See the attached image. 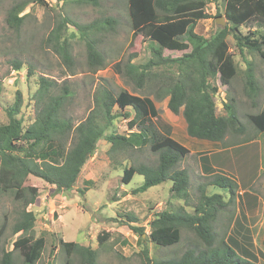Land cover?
<instances>
[{"label":"trees","instance_id":"16d2710c","mask_svg":"<svg viewBox=\"0 0 264 264\" xmlns=\"http://www.w3.org/2000/svg\"><path fill=\"white\" fill-rule=\"evenodd\" d=\"M29 1L43 7L47 5L44 0ZM68 1L97 7L101 0ZM209 1L127 0L132 35H141L149 40L151 58L144 64L128 63L122 74L137 89L147 86L155 100L167 99V109L173 115L181 113L189 137L223 143L228 135L243 136L233 143L222 145L223 148L249 145L254 139L246 137V129L231 104H223L224 114L216 113L214 96L218 88L215 82L227 87L238 72L229 52V36L240 53L247 50L256 53L264 61V0H222L223 12L216 15L222 14L228 27L219 28L211 36L204 38L195 32V27L198 21L208 17L205 6ZM28 4V1L15 4L8 10L5 19L8 28L19 29L26 17L21 14ZM252 20L258 22L262 29L243 33L241 26ZM70 23L84 40L88 68L92 72L102 69L105 64L103 54L90 34L102 29L103 25H112L114 21L105 18L87 25H78L61 18L49 33L46 43L67 64L71 63L72 56L63 30ZM163 50L186 53L181 57L169 58L162 56ZM246 65V94L253 98L258 87L251 64L246 62ZM12 66L20 73L23 63L16 60L12 62ZM32 74V69L29 68L26 78ZM57 87L54 80L38 77L37 89L32 95L33 117L27 126H23V119L19 116L23 104L19 90L15 91L13 103L3 108L8 122L0 125V194H11L14 201L20 202L21 208L12 229L13 235H19L12 243L10 251L2 250L0 264H15L14 251L18 252L24 264H36L45 247V238H34L32 234L36 214L27 210V207L36 201L39 190L30 185V178L53 186L55 192L71 191L83 166L95 153L100 139L109 144L107 153L111 158L112 154H122L145 146L157 155L153 166L138 164L123 168L120 176L122 185H128L136 174L143 177V183L132 191L134 195L170 181L171 200L182 201L185 206L190 203V177L184 169L178 168L189 150L153 128L150 120L156 118L158 112L152 99L130 94L125 90L113 95L107 88H101L94 95V109L84 121L74 125L64 109L70 93L65 85H62V90L57 91ZM116 119L127 121V135L105 133ZM247 119L255 131L264 133V108L247 115ZM199 161L201 170L208 176H202L205 182L197 188L199 195L192 212H187L184 205H170L155 214L148 223V234H145L144 226L137 224L135 217L129 214L125 216L133 223L129 224V229L140 243L146 241L157 247H172L180 243L181 230L185 229L193 232L204 247L186 250L178 259L152 261L144 248L142 254L146 264H254L258 257L264 260L261 251L258 254L254 252L256 249L250 236H240L237 239L236 234H227L226 237H217L214 222L220 212L235 202L239 186L231 177L207 169L204 163L206 155L200 156ZM257 163L256 159V166ZM119 165L121 162L113 163L114 167ZM256 172L257 167L252 176L244 183L241 182V188H247ZM210 186L227 192V201L224 200V195L207 194L205 188ZM79 192L82 193L83 190ZM246 196L250 211L256 198L250 193L245 194V199ZM234 215V212L227 214V221L230 229L235 227L234 231L238 234L244 225ZM2 231L3 225L0 227V234ZM249 231L245 230L247 234ZM109 236L105 232L98 234V245L102 247ZM59 244L65 254L62 264H72L73 256L79 264H98L97 250L64 240H59Z\"/></svg>","mask_w":264,"mask_h":264},{"label":"rangeland","instance_id":"374dc122","mask_svg":"<svg viewBox=\"0 0 264 264\" xmlns=\"http://www.w3.org/2000/svg\"><path fill=\"white\" fill-rule=\"evenodd\" d=\"M26 1L29 4L21 14L26 15L22 25L17 30L8 28L5 21L8 10L13 5ZM44 1L46 7L32 4L29 0H0V125L8 122L3 108L13 103L16 90L20 91L23 100L19 115L23 119V126H27L31 121L32 95L37 89L39 76L54 80L58 85L57 91L62 90V85L66 86L70 97L64 107L65 114L72 119L74 125L84 121L94 109V95L98 89L107 88L113 95L125 90L130 94L147 96L154 101L158 112L157 117L150 120L153 128L163 135L171 136L191 152L178 166L190 177V203L185 206L182 201L171 200L170 181L151 187L142 194L134 195L132 191L143 183V177L136 174L128 185H122L120 176L123 174V168L138 164L153 166L157 161V155L151 153L149 147L145 146L141 149H130L122 154H112L111 158L107 153L109 144L100 139L95 153L83 166L71 191L55 192L53 186L39 179L30 178V185H34L39 190L36 201L27 207V210L36 214L32 234L34 238L40 236L45 238V247L36 264L63 263L65 254L59 240L79 243L97 250L98 264H146L142 254L144 248L147 249L148 258L152 261L178 259L186 250L204 247L193 232L185 229L181 230L180 243L167 248L157 247L146 241L140 243L129 229V224L133 225V223L126 219V214L135 217L137 224L144 226L145 234H148V223L155 214L170 205L174 207L184 205L187 212H192L199 195L197 188L205 182L202 176H208L203 173L198 162L197 155L201 153H194L199 149L218 148L213 147L215 143L189 137L181 113L173 115L167 109V99L155 100L147 86L137 89L130 79L123 76L122 72L125 71L128 63L144 64L151 58L149 40L141 35L136 37L132 35L127 0H101L97 7L70 3L68 0ZM223 7L222 0H210L205 6L208 17L197 22L195 32L208 38L221 28L223 22L224 27H228L224 16L216 15L218 12H223ZM61 18L69 19L78 25H87L105 18L114 21L112 25H103L102 29L90 34L97 41V47L103 54L105 64L102 69L92 72L88 68L84 40L71 23L63 30V35L68 38L70 44L72 56L70 64L65 63L46 43L49 33ZM261 29V25L255 20L240 28L243 33ZM227 42L238 72L227 87L221 86L218 81L215 82L218 88L214 96L216 113L224 114L223 104H231L246 129V137L254 140L249 143L253 145L227 148L229 150L207 155L204 163L207 169L221 165L230 168L232 174L227 172L225 175L234 179L239 186L235 202L220 212L214 222L217 237H226L227 234H236L237 239L240 236L245 238L250 236L256 245L254 252L258 254L259 251L264 253V133L254 130L248 122L247 115L255 114L264 108V61L256 53L247 50L240 53L235 48L231 36L227 38ZM189 51L190 49L186 52ZM186 52L163 50L162 56L176 58ZM16 60L23 63L20 73H17L12 66V62ZM246 62L251 64L258 87L253 98L246 94ZM29 68L32 69L33 74L26 78ZM133 130L135 131L136 128ZM128 132L127 121L116 119L105 133L125 136ZM242 137L228 135L218 146L223 148L222 145L233 143ZM116 161L121 162V165L114 167L113 163ZM256 167L257 172L253 181L246 189L241 188V182L244 183L249 176H252ZM87 181L92 183L88 184ZM78 190L83 192L80 193ZM205 191L209 195H224V200L227 201L228 194L224 190L210 186L206 187ZM246 193L256 198L250 211L247 208ZM20 205V202L14 201L11 194H0V227L3 225L0 234V257L2 250L12 249V243L19 235H13L12 229L17 221ZM233 212L244 225L238 234L234 231L235 227L230 229L231 226L227 221V214ZM253 225L257 227L254 228ZM245 230L250 231L247 234ZM101 232L110 235L102 247L96 240ZM13 257L15 264H24L17 251L13 252ZM72 264H79L75 256L72 257Z\"/></svg>","mask_w":264,"mask_h":264},{"label":"crops","instance_id":"0c3cea01","mask_svg":"<svg viewBox=\"0 0 264 264\" xmlns=\"http://www.w3.org/2000/svg\"><path fill=\"white\" fill-rule=\"evenodd\" d=\"M154 102V101H153ZM154 106H155V103H154ZM155 108H156V106H155ZM157 109V108H156ZM154 119V118H153ZM186 131V130H185ZM171 137V136H170ZM172 138V137H171ZM219 143H215V145L213 146V147H217L218 149H216V150H213V149H209V148H204V149H199V150H197L194 154H198V153H201V154H198L197 155V158H198V162H199V165H200V161H199V157L200 156H203V155H212V154H215V153H218V152H221V151H225V150H229V149H231V148H229V149H224V148H219ZM249 145H253V144H249ZM189 154H191V152L189 151ZM193 154V153H192ZM201 168V167H200ZM209 169H211L212 171H215V170H219V171H221L220 173H224V174H226L227 172L229 173H231L232 174V171H231V169L229 168H226L224 165H221V166H219V167H210ZM236 174V173H235ZM41 200H42V198H41ZM40 204L42 205V203L40 202ZM253 227L255 228V227H257L256 225H253ZM254 244V246H255V248H256V245H255V243H253ZM263 253V252H262ZM264 254V253H263ZM254 264H264V260L263 259H261L260 257H258L257 258V260L254 262Z\"/></svg>","mask_w":264,"mask_h":264},{"label":"water","instance_id":"95a60500","mask_svg":"<svg viewBox=\"0 0 264 264\" xmlns=\"http://www.w3.org/2000/svg\"><path fill=\"white\" fill-rule=\"evenodd\" d=\"M218 19H222V18H218ZM224 25H225V23L223 22V23L221 24V28H224Z\"/></svg>","mask_w":264,"mask_h":264}]
</instances>
